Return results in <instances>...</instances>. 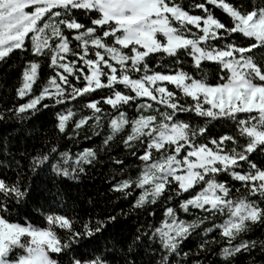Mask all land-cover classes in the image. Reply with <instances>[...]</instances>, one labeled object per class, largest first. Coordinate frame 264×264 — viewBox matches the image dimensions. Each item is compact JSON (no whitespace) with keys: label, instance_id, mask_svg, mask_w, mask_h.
Returning a JSON list of instances; mask_svg holds the SVG:
<instances>
[{"label":"snow or ice","instance_id":"6c2138e0","mask_svg":"<svg viewBox=\"0 0 264 264\" xmlns=\"http://www.w3.org/2000/svg\"><path fill=\"white\" fill-rule=\"evenodd\" d=\"M209 6L221 9L231 18L232 26L222 23ZM190 8L203 14H191L180 0H0V62L16 52L34 58L22 72V86L17 90L20 99L37 83L41 59L48 60L54 73L38 95L15 109L18 116L79 99L91 115L77 120L76 129L90 120L100 126L101 120L107 119L112 133L104 141L107 145L130 128L123 143L142 164L135 177L119 180L113 190L130 196L139 189L133 207L155 205L161 197L171 201L172 195L166 193L180 197L200 186L195 195L180 200L178 209L166 207L159 226L149 225L150 233L134 238L133 243L143 236L159 245L157 264H171L192 232L218 214L227 219L205 231L220 230L226 241L222 258L225 264H232L237 255L255 248L264 252V240L240 239L251 230L250 224L264 223V168L250 159L253 153L264 154V62L256 59V50L264 49V0L251 11L241 10L229 0H203ZM80 15L89 24L82 23ZM234 34L251 42L247 47L231 42ZM157 55L172 58L179 67L171 72L153 71L149 61ZM182 56L191 58L201 72L204 62L218 64V82L210 84L206 74L194 78L184 71ZM72 80L83 81V86L77 87ZM101 89L110 94L84 102ZM141 99L145 102L137 105L140 114L129 120L123 107ZM45 100L52 105L42 103ZM153 103L162 108L144 114L153 110ZM102 104L111 106L114 113L104 116ZM182 113H194L206 121L232 120L245 143L240 145L238 137L230 135L199 143L197 137H202L206 128L181 120ZM75 115L71 108L58 113L59 132L65 133ZM4 118L0 115V120ZM228 142L236 146L228 147ZM55 152L54 146L48 153L34 156L32 171L51 164L55 174L75 178L97 159L93 149L85 148L72 164L69 152H61L53 163ZM221 174L241 183L235 189L240 195H235L227 181L218 179ZM29 194L30 189L20 182L9 184L0 179V264H65V258L67 264H108L106 256L92 255L95 249L81 256L75 247L88 248L106 228L104 220L96 221L95 226L86 222L81 230L68 216L56 213L45 216L46 227L10 222L6 214ZM190 209L207 215L198 221L181 219L180 212L187 214ZM115 219L108 217L107 221ZM238 239L239 243H233Z\"/></svg>","mask_w":264,"mask_h":264},{"label":"trees","instance_id":"16d2710c","mask_svg":"<svg viewBox=\"0 0 264 264\" xmlns=\"http://www.w3.org/2000/svg\"><path fill=\"white\" fill-rule=\"evenodd\" d=\"M182 4L189 7L191 14H203L199 9H192L190 5L203 0H180ZM234 6L241 10L251 11L254 5H258L260 0H229ZM212 8L214 15L226 26L231 27L232 21L221 9ZM80 21L89 24L86 17L78 16ZM222 31V30H221ZM231 42L247 47L251 42L238 34L231 37ZM223 46L224 40L219 41ZM34 59L30 53L16 52L6 62H0V115L5 118L0 120V179L7 183L20 182L23 186L30 189L29 196L23 203L19 204L11 213L6 214L10 222L21 224L32 223L39 227H46L45 216L47 214H61L68 216L74 221L77 230L82 229L86 222L95 226L96 221L104 220L107 223L102 233L97 234L89 244L88 248L79 249L78 254L83 255L90 249H95L92 255H102L107 257L108 264H157L160 253L157 251L159 245L154 241L142 236V240L133 243L137 235L144 232H151L153 227L159 226L164 216V210L168 206L176 207L181 199H187L200 190V186L183 193L180 197L172 193V200L168 201L161 197L157 204H147L142 208L133 207L138 198L140 190L137 189L132 195L126 196L124 193L113 190V185L119 180L129 176L135 177L141 167L142 162L130 155V150L124 146V139L130 131L126 128L124 132L117 134L106 145L105 139L111 135L108 120L102 119L100 126L96 125L95 120H90L80 129L75 128V122L81 117L91 115V110L82 108L80 100L68 101L65 105H53L47 109L41 108L38 113H25L18 116L15 109L23 103L28 102L32 96L38 95L48 78L54 75L49 67L47 59H41L39 69V79L33 86L32 92L20 99L17 90L22 86V72L28 60ZM258 62H264V49L256 50ZM172 58L157 55L150 58V65L153 71L171 72L176 70L179 65L171 62ZM183 70L199 78L207 75L210 84L218 82L219 65L211 62L202 64L203 72L193 66V61L187 56L181 57ZM138 76L139 74H133ZM72 79V78H70ZM106 82V78H104ZM77 87L83 86V81L72 80ZM170 90L173 86L168 85ZM120 90L127 92L122 86ZM110 94L108 89L97 90L84 98L101 100ZM145 102L143 99L137 101L132 106H124V110L129 120L135 119L139 114L137 105ZM190 102V101H189ZM42 103L52 105V101L45 100ZM104 116L114 113L111 106L102 104ZM161 107L153 103V110L144 114H155L154 109ZM66 108H71L76 115L69 121L65 133L58 130V113L65 112ZM110 118V117H109ZM180 119L189 122L193 127L206 128L202 137H197L199 143H208L212 139L219 140L225 135L238 137L240 145L245 143L243 137H239L235 122L226 118L218 120H208L198 117L194 113H182ZM57 148V152L52 154V162L60 159L61 152L72 154V164L76 154L85 148L93 149L97 154L96 161L84 166L85 171L77 177H64L55 174L51 164L37 169L33 172L31 161L34 156L46 154L52 147ZM211 146V145H209ZM228 142V147H233ZM238 147V146H237ZM239 150V147H238ZM142 152V150H141ZM257 165L264 168V154L253 153L250 157ZM116 160L123 161V165L115 163ZM66 167L68 165H65ZM218 179L227 181L232 187L236 196L235 189L241 187L238 181H232L231 177L221 174ZM234 198V197H233ZM154 212L155 215H149ZM207 215L196 209H190L189 213L180 212L181 219L186 221H198ZM108 217H115L114 221H107ZM226 216L217 215L216 218L205 220L200 228L194 230L192 234L181 244L180 255L171 259V264H225L221 249L226 246V241L220 236V230L214 228L212 232L205 229L213 227V224H221ZM250 231L241 234L243 240H264V223L249 225ZM63 230H58L62 233ZM205 241L209 243L201 249ZM236 240L233 243H239ZM184 253L188 255L185 256ZM65 264L67 259L65 258ZM232 264H264V252L255 248L251 253H242L232 260Z\"/></svg>","mask_w":264,"mask_h":264},{"label":"rangeland","instance_id":"374dc122","mask_svg":"<svg viewBox=\"0 0 264 264\" xmlns=\"http://www.w3.org/2000/svg\"><path fill=\"white\" fill-rule=\"evenodd\" d=\"M102 79H104V78H102Z\"/></svg>","mask_w":264,"mask_h":264}]
</instances>
